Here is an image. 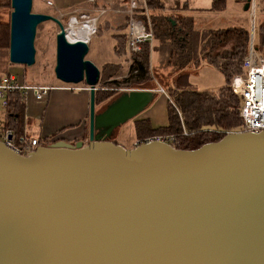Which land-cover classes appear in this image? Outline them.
Listing matches in <instances>:
<instances>
[{
    "label": "water",
    "instance_id": "95a60500",
    "mask_svg": "<svg viewBox=\"0 0 264 264\" xmlns=\"http://www.w3.org/2000/svg\"><path fill=\"white\" fill-rule=\"evenodd\" d=\"M10 4L12 63L32 65L38 24L58 25L54 75L88 85V135L26 152L0 140V264H264V128L192 148L126 147L116 128L157 91L123 89L95 110L100 69L85 57L88 40H70L33 0Z\"/></svg>",
    "mask_w": 264,
    "mask_h": 264
},
{
    "label": "trees",
    "instance_id": "16d2710c",
    "mask_svg": "<svg viewBox=\"0 0 264 264\" xmlns=\"http://www.w3.org/2000/svg\"><path fill=\"white\" fill-rule=\"evenodd\" d=\"M225 2L226 0H212L211 9L221 10L225 7ZM147 7L159 10L163 7V2L137 0L136 15L142 18L146 29L151 30L152 40L156 38L161 42V46H155L161 52L160 63L172 66L176 76L173 89L168 92L165 90L168 95L167 125L152 127L148 118L137 119V136L151 132H172L175 136L173 145L192 148L206 141L216 140L227 131L239 130L241 119L237 99L229 81L233 74L242 71L248 48V28L226 26L197 30L192 16L160 11L150 13L148 22L146 14L140 13V10ZM258 34V45L264 49V20L259 24ZM7 39L6 25L0 22V47L6 44ZM150 43L151 39L146 38L140 43V50L131 52L130 74L120 80L115 79L113 83L145 85L152 78L149 70ZM201 60L207 61L224 74L226 83L216 91L198 90L188 80V73L184 69L190 65H198ZM108 89L102 87L95 90V104L111 98L112 93H107ZM6 98L7 104L3 108L4 127L11 130L13 138H17L24 126V95L19 90H12L6 93ZM184 130L187 134L183 133ZM43 141H48V138Z\"/></svg>",
    "mask_w": 264,
    "mask_h": 264
},
{
    "label": "rangeland",
    "instance_id": "374dc122",
    "mask_svg": "<svg viewBox=\"0 0 264 264\" xmlns=\"http://www.w3.org/2000/svg\"><path fill=\"white\" fill-rule=\"evenodd\" d=\"M119 1L120 0H84L80 4H74L70 6L71 9L66 11V9L61 8L57 4L58 0H33L32 10L37 12L51 13L59 17L62 20L66 29L71 25L78 24L75 23V21H72L75 24L70 22L72 20L71 18L72 16H75L82 21L86 19L95 18V23H96L95 30L91 36L92 38L89 42V49L85 57L92 60L100 69V76L97 83V88L98 89H101L102 87L109 88L107 90V93H112L111 98L115 97L117 94L122 92L123 89L136 88V87L155 89L157 91V94L155 95L152 102L148 104L147 107H149L150 105H153L157 102L160 94L165 95V92H163L160 89L161 86L167 92L173 89L172 84L176 76V73L173 71L172 66H167L165 64L160 63V66L158 67L156 66L151 68V66H149V70L152 78L147 80L145 85L126 84V83L119 84L118 82L113 83L115 79L120 80L123 77L130 74L131 72L130 64L132 61L131 52H129L126 48H124V42L126 39V32H127L126 22L129 15L127 10H125L126 7L124 6L125 4L121 5V7L119 6V8H122V10L125 12L124 14H126L127 17L126 15L123 17L122 15H120L118 16L120 25L113 24V20H115V16H116L114 15L115 12L113 9L118 7L117 5H115V3ZM79 7L82 8L80 9L81 11L77 9ZM262 9H264V5H262V7L257 8L254 18L252 17V20L254 19V24L256 26L255 27L256 33L258 32L259 29L258 24L264 20V11H261ZM11 10L12 7L10 4V0H0V22L6 25L7 33H8L7 42L4 46H1V48L7 50V52L9 45V20H10ZM248 14L249 13L247 12V10L243 8V2L241 0H227L226 6L219 11L202 10L201 12L196 11L193 13L196 22L195 27L198 29L207 26L225 27L230 25H240L247 27L251 21ZM146 15H147V20L149 22L150 14H146ZM199 16H201V18H211L214 21H212V24H208L210 21L208 19L207 22L206 21L203 22L204 26H200L199 21L201 20H199ZM58 29H59L58 25L50 19L39 23L37 26V31L35 36V48H36L35 62L32 65H28V66L25 64L11 63L12 65H15L18 68H20V70L18 71V75H21L22 77L21 76L20 77L23 78L25 82L49 84V85H54V84L57 85L62 83V81L58 80L54 75L55 35ZM257 35L259 36V34ZM256 40L259 44V37ZM116 42L117 44L114 46ZM151 43H154L155 46L158 47L161 46V42L159 41V39L156 38H154ZM151 43L149 44L150 48L152 47ZM260 50L261 52H263V47H260ZM115 52H118L120 54L119 55L121 56L120 62L118 59V55ZM158 55L159 54L156 51L154 50L152 51L150 55V60H151L150 64L152 63L154 66L157 64ZM105 62L108 63L103 65V63ZM198 65L199 66L196 72L190 74L189 76L190 80L192 81L195 87H197L198 89H203V88L215 89L221 86L223 83H225V77L219 70H217L216 68L210 65L205 64L203 61ZM240 73H236L231 76L229 81L230 86L233 83L232 80L234 79V77L240 75ZM73 84L77 85V87L73 90L85 89L87 92H89V89L87 88L88 85L86 83L79 82ZM110 99L108 100L105 99L104 101L96 102L95 110L103 108V106L107 103L105 101L109 102ZM85 123L86 124L84 128L86 130L85 133L86 135L84 137H85V141H87L88 113L86 116ZM72 125H76V124L65 125L63 128H59L56 131L57 132L63 131L65 128L72 127ZM120 133L121 135L119 136ZM157 134L172 135V132L147 133L145 135L140 136L139 138H136L134 144L143 141L144 138L148 136L157 135ZM134 136H135L134 120L133 118H129L119 127L116 128L113 139L120 140V143L128 147V145H131L132 141H134L135 139ZM176 140H178V137L176 138ZM173 141H175V139L170 142L173 144Z\"/></svg>",
    "mask_w": 264,
    "mask_h": 264
},
{
    "label": "crops",
    "instance_id": "0c3cea01",
    "mask_svg": "<svg viewBox=\"0 0 264 264\" xmlns=\"http://www.w3.org/2000/svg\"><path fill=\"white\" fill-rule=\"evenodd\" d=\"M83 1L84 0H62V1L58 0L57 4L61 8L66 9V11H68L71 9L70 6H72L74 4H80ZM241 1L243 2L244 0H241ZM255 1L257 4V8L262 7V5H264V0H255ZM162 2H163V7L160 8L159 10H157V9L154 10V9H150L149 7H147L144 10H140V13L150 14L153 12H159L160 11V12H163L166 14H170V13L175 12V13H179V14H183V15L192 16L194 28L197 30H204V29H208V28H219V27L207 26V27H202V28L198 29L195 27L196 22H195V17L193 15L194 12H196V11L201 12L202 10L219 11V10H212L211 9L212 0H166V1L162 0ZM226 2H227V0H226ZM226 2H225V6H226ZM128 3H129V0H120L119 2L115 3V5H117L118 7L113 9L115 12L114 15H116L115 20H113V24H119L118 16L122 15V17H123L126 15V14H124L125 12L122 10V8H119V6L121 7V5H123V4H125L124 6H128ZM136 3H137V0H136ZM257 8H256V10H257ZM77 9L80 10L82 8L79 7ZM261 11H264V9H262ZM117 12H120V13H117ZM247 12L249 13L248 10H247ZM255 14H256V11H255ZM248 15L250 17V14H248ZM126 17H127V15H126ZM208 19L210 20L208 24H212V21H214L213 19L201 18V16H199V20H201V21H199V25L204 26L203 22L204 21L207 22ZM72 21H75L74 18L70 22H72ZM259 21H260V19H259ZM72 23L75 24L74 22H72ZM251 23H252V21H250V24H248L247 27L245 26L246 28H248V30L251 27ZM75 25H80V24H75ZM205 25H207V24H205ZM230 26H240V25H230ZM257 34H258V32L256 33V36L258 38L259 36ZM91 36L88 39V43L90 42V40L92 38ZM116 44H117V42L114 44V46ZM151 45H152V47L150 49V55H151L153 50L156 51L159 55L157 56L158 61H157V64L155 66L152 63L150 64L151 60L149 58V66H151V68L156 67V66L158 67V66H160L161 54L155 48L154 43H151ZM124 48L127 49L126 42H124ZM114 49H115V47H114ZM115 53L118 55V59L120 62L121 61L120 60L121 56H119L120 54L118 52H115ZM202 61L205 64L216 68L215 66L211 65L210 63H208L205 60H201L200 63ZM11 63L12 62L9 61L7 50H4L3 48L0 47V80L8 72L14 73L15 76H17L19 78L22 77L21 75H18V71L20 70V68H18L15 65H12ZM107 63L108 62H105V63H103V65L107 64ZM198 66L199 65H190L186 69H184L188 73V80L192 84L193 87H195V86L192 83V81L190 80L189 76H190V74L196 72V70L198 69ZM216 69L219 70L218 68H216ZM225 83H226V81H225ZM225 83H223L221 86H223ZM57 85H59V84H57ZM221 86H219L215 89H213V88L198 89L197 87H195V88L198 90L216 91ZM82 90H84V91H82ZM166 98L168 99V95L166 94V92H165V95L160 94L159 99L157 100V102L155 104L150 105L149 107L145 108L142 112H140L137 116L133 117L135 139H134V141H132L131 145H128V147L133 146L136 138H139L137 136L136 126H135L137 119L148 118L150 125L152 127H160V126L167 125L168 115H167V109H166V105H167V99ZM24 101H25V110H24V116H23V119H24L23 131L27 132V134L30 136L39 137V139H42V141H41L42 143L44 142L43 139L48 138V140L52 139V141H54L55 139L58 140L57 139L58 137L73 142L77 139L83 138L86 135V134L84 135V132H86L84 127L86 124L85 120H86V116L88 113L89 92H87L85 89L71 90V89H68L66 87H61V86L55 87L52 90H50L49 94L46 95L43 100L35 99L32 92L29 91L24 95ZM3 114H4V110H3V108H1L0 109V127H2V128L4 127V117H3L4 115ZM69 124H76V125H72V127L65 128L63 131H60V132L56 131L59 128H62L65 125H69ZM120 135H121V133L119 134V136ZM116 140L118 142H120V140H118V139H116ZM52 141H50V142H52Z\"/></svg>",
    "mask_w": 264,
    "mask_h": 264
},
{
    "label": "built area",
    "instance_id": "2783aa9c",
    "mask_svg": "<svg viewBox=\"0 0 264 264\" xmlns=\"http://www.w3.org/2000/svg\"><path fill=\"white\" fill-rule=\"evenodd\" d=\"M128 5V7H125V10L129 13L126 22L127 32L125 42L127 50L132 52L139 50L140 43L146 38L152 41V32L146 29L142 18L136 15L138 12L136 0H130ZM256 8V1L250 0L247 10L249 11L252 23L249 29L248 48L243 59L242 71L240 75L235 76L238 78L236 81L234 77L231 84L232 91L237 99L238 113L241 119L239 130L246 131H258L264 128V49L261 52L256 40L254 19L252 20V17L254 18L255 16ZM71 18H75V23L81 24L83 22L75 16ZM60 86L71 90L77 87L73 83L65 82L59 85L28 83L22 78L15 76L14 73L8 72L0 80V108H4L7 104L6 93L8 91L19 90L23 95L31 91L35 99L43 100L50 90ZM160 89L165 92L162 86ZM183 133L187 134L185 130ZM9 135L11 136L9 137ZM152 139L170 142L175 139V136L173 134H157L148 136L143 141ZM0 140H3L8 146L19 152H26L39 144L52 141V139H49L42 143L39 137L30 136L25 131L17 138H13L11 130L6 127H0Z\"/></svg>",
    "mask_w": 264,
    "mask_h": 264
},
{
    "label": "bare ground",
    "instance_id": "6f19581e",
    "mask_svg": "<svg viewBox=\"0 0 264 264\" xmlns=\"http://www.w3.org/2000/svg\"><path fill=\"white\" fill-rule=\"evenodd\" d=\"M95 18L83 20L80 25H71L66 29L67 37L70 40H75L77 38L89 39L95 30ZM238 78L235 77V81Z\"/></svg>",
    "mask_w": 264,
    "mask_h": 264
},
{
    "label": "flooded vegetation",
    "instance_id": "af4514ba",
    "mask_svg": "<svg viewBox=\"0 0 264 264\" xmlns=\"http://www.w3.org/2000/svg\"><path fill=\"white\" fill-rule=\"evenodd\" d=\"M86 132H84V135H85ZM60 137H58L57 139H59ZM55 139V138H54ZM82 139H85V137H83ZM56 140V139H55Z\"/></svg>",
    "mask_w": 264,
    "mask_h": 264
}]
</instances>
